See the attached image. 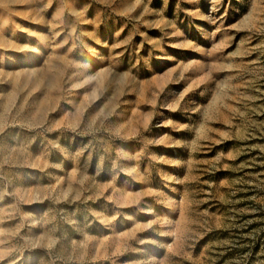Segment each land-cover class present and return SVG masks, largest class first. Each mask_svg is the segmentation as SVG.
I'll use <instances>...</instances> for the list:
<instances>
[{"label":"rangeland","instance_id":"rangeland-1","mask_svg":"<svg viewBox=\"0 0 264 264\" xmlns=\"http://www.w3.org/2000/svg\"><path fill=\"white\" fill-rule=\"evenodd\" d=\"M0 264H264V0H0Z\"/></svg>","mask_w":264,"mask_h":264}]
</instances>
